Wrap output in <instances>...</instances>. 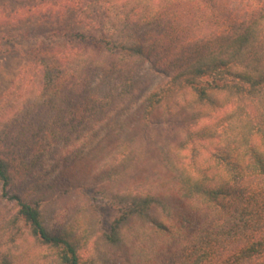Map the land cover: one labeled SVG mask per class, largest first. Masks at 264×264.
<instances>
[{
	"label": "trees",
	"instance_id": "1",
	"mask_svg": "<svg viewBox=\"0 0 264 264\" xmlns=\"http://www.w3.org/2000/svg\"><path fill=\"white\" fill-rule=\"evenodd\" d=\"M173 1L88 0L76 13L85 29L64 28L46 38L85 47L70 52L60 66L42 60V84L32 92L30 107L18 111L27 117L42 107L64 118L41 138L48 143L44 150L63 140L58 155L51 158L39 147L42 171L60 168L61 174L28 195L9 194L22 176L16 159L0 147V184L18 208L3 224L9 236L0 237V264L19 263L30 244L50 249L52 264H88L81 254L84 232L72 223L57 226L44 202L48 191L91 188L117 204L104 237L122 264H264V13L250 15L237 28L230 22V29L212 33L201 46L181 44L171 51L177 38L158 27ZM186 48L193 50L184 54ZM161 50L174 72L119 116L128 101L125 91L135 93L139 85L130 80L133 68ZM93 70L105 80L118 73L126 90L109 92L98 103L72 104L64 82L74 79L86 87L84 77ZM22 74L7 97L25 86ZM227 105L222 117L197 127ZM174 118L181 135L143 140L150 124ZM26 128L20 125L22 133Z\"/></svg>",
	"mask_w": 264,
	"mask_h": 264
},
{
	"label": "rangeland",
	"instance_id": "2",
	"mask_svg": "<svg viewBox=\"0 0 264 264\" xmlns=\"http://www.w3.org/2000/svg\"><path fill=\"white\" fill-rule=\"evenodd\" d=\"M87 1L0 0V147L8 150L16 159L18 172L22 176L16 186L7 189L9 194L28 195L32 193L35 185H42L47 180L56 181L61 174L60 168L42 171L44 156L39 147L43 149L48 144L41 142L45 131H50L51 127L62 126L60 124L64 122V118L59 119L54 112L42 107L33 108L27 117L18 115V111L21 107H30L32 92L42 84L44 74L42 60L50 65L60 66L70 52L84 50L85 47L77 43H49L45 40L49 34L64 28L85 29L87 23L84 25L76 23L78 20L76 13ZM261 12L264 13V0H194L191 3L175 0L160 18L158 32L165 35L167 31L172 37L177 38L172 44L171 51L179 48L181 44H188L190 47L196 44L201 46L210 39L212 33L219 34L222 29H230L231 26L228 25L230 22L237 28L250 15ZM222 14L227 19H224ZM211 16L213 19L209 18ZM216 20L218 24L215 23ZM183 50L186 54L193 49ZM161 54L163 55L162 50L157 51L147 62L133 68L130 80L135 79L139 84L135 93L125 91L122 83L124 78L121 80L118 73L105 80L103 73L94 70L84 77L87 81L86 87L85 84L75 83L72 79L64 82L63 92L73 96L72 104L74 102L81 104L83 100L86 104L91 100L98 103L109 92L123 93L125 89L123 96L128 98V101L119 108L118 115L127 116V113L151 92L165 84L174 72L173 66L166 57L161 58ZM20 74L26 78L25 86L11 99L6 94ZM88 87L93 89L91 93L87 92ZM230 108L231 105H227L213 111L209 117L202 119L197 127L214 122ZM80 112L86 114L84 109ZM23 124H27V128L22 133L20 125ZM181 127L177 118L168 122L152 123L143 134V140L158 133L169 135V139H173L182 134ZM37 142L39 143L36 144ZM63 142L59 141L50 150L48 148L43 151L50 153L51 158H55ZM45 194L47 198L44 206L52 210L57 226L72 223L78 226L80 232H84L82 238L85 246L83 245L81 254L86 263L122 264V259L109 250L104 237L109 232L113 219L118 215L117 204L102 197L94 188L86 192L73 189L66 194L58 191H48ZM17 209L15 202L4 195L0 184V237L4 233L9 234L8 230L3 228V224L16 214ZM17 225L21 231L27 233L28 228L23 220L18 219ZM24 237L30 240L27 234ZM52 263L50 249L43 245L30 244L27 255L17 264Z\"/></svg>",
	"mask_w": 264,
	"mask_h": 264
}]
</instances>
